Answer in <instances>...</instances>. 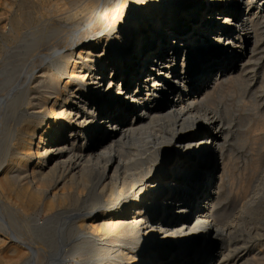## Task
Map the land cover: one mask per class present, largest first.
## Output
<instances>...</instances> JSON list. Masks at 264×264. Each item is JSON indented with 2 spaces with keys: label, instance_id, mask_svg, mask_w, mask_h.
<instances>
[{
  "label": "bare ground",
  "instance_id": "obj_1",
  "mask_svg": "<svg viewBox=\"0 0 264 264\" xmlns=\"http://www.w3.org/2000/svg\"><path fill=\"white\" fill-rule=\"evenodd\" d=\"M207 1L230 7L215 41L242 54L227 74L218 62L195 73L218 54L195 43L208 28L206 17L193 18L202 0L147 1L128 25L125 0H34L19 44L32 48V70L12 89L25 88L23 98L8 90L0 100V264H223L230 256L227 125L212 105L227 82L240 90L237 72L264 48V0ZM24 17H13L15 30ZM207 76L217 78L205 90Z\"/></svg>",
  "mask_w": 264,
  "mask_h": 264
},
{
  "label": "rangeland",
  "instance_id": "obj_2",
  "mask_svg": "<svg viewBox=\"0 0 264 264\" xmlns=\"http://www.w3.org/2000/svg\"><path fill=\"white\" fill-rule=\"evenodd\" d=\"M6 0H0V83L2 84L3 82V85L0 86V100L2 101V98L1 96H5L7 93H8V90L9 92L14 89L15 85L16 84L15 82L21 77L23 76H27L28 73L30 74L31 72V68H30V65L32 64H29V61L31 60L30 58H32V48L30 47H25L26 49L24 50V48H22L21 45H24L23 40H24V36L22 35V31H26V28L27 27H31L33 24L34 21L32 20L33 19V16L31 18V15L29 17V13H32L33 14V10H35V4L34 3V0H7L6 2H4ZM20 1V2H19ZM31 1V2H30ZM46 1V0H44ZM126 2L124 3V9H122L123 11V25L126 24L129 16L131 14H133L134 12L137 11V9L139 8H142L145 6L146 2L147 1H150V0H125ZM19 3V4H18ZM24 3V4H23ZM25 3H27L25 5ZM11 7H10V5ZM5 5V6H4ZM14 5V7H13ZM21 5V6H20ZM34 6V7H33ZM33 7V9H32ZM255 7V6H254ZM9 9H11V12L9 11ZM19 9V10H18ZM24 9V11H23ZM30 9V10H28ZM258 9V8H257ZM257 9H255L256 11H254L255 13H258ZM4 12H3V11ZM24 13H22V11ZM7 11V12H6ZM28 11V13H27ZM31 11V12H30ZM140 11V10H139ZM3 12V13H2ZM14 14H13V13ZM9 13V15L7 14ZM138 13V12H137ZM262 13V12H261ZM3 14V15H2ZM6 14L8 16H6ZM12 14V15H11ZM24 14V15H23ZM259 14V13H258ZM24 17L26 20H27V24L24 23L25 21H23V23L21 24V26L19 27V29H14L12 26L14 25V18L17 17V16H21ZM261 15H264L263 13L260 14ZM10 16H12L10 18ZM126 16V17H125ZM1 17H4V19H1ZM14 17V18H13ZM31 19V20H30ZM193 19V18H192ZM202 19V18H201ZM200 19V20H201ZM2 20V21H1ZM29 20V22H28ZM4 21V22H3ZM7 21V22H6ZM198 20H196L197 22ZM11 22V23H10ZM72 23L76 22V21H72ZM85 22V20H82L80 23H83ZM6 25H4V24ZM77 23V22H76ZM30 24V25H29ZM198 24H200L198 22ZM5 27H4V26ZM23 25V26H22ZM76 24H73L72 26H74ZM81 25V24H79ZM122 25V24H121ZM120 25V26H121ZM128 25V23L126 24ZM3 26V27H2ZM8 26V27H7ZM25 26V28H24ZM8 29H7V28ZM71 27V25H70ZM187 26L183 27L182 30L180 32H183L185 29H186ZM5 28V30H4ZM4 30V32L2 31ZM14 30V31H13ZM18 30V31H17ZM21 31V32H20ZM9 32V34H7ZM11 32V33H10ZM5 36H3L4 34ZM13 33V34H12ZM16 33V34H15ZM19 34V35H18ZM69 38L72 37V33H71V29H70V34H69ZM72 35V36H71ZM8 36V37H7ZM18 36V37H17ZM20 36V37H19ZM22 36V37H21ZM6 37V38H5ZM13 37V38H12ZM17 37V38H16ZM3 38V39H2ZM16 40H15V39ZM21 40H19V39ZM22 38V39H21ZM68 38V39H69ZM2 39V40H1ZM8 39V40H7ZM6 40V41H5ZM8 42L7 44L5 42ZM17 41V42H16ZM4 42V43H3ZM20 42V43H19ZM18 43V44H17ZM15 44V46L13 45ZM21 44V45H19ZM3 45V46H2ZM13 45V47H11ZM19 45V47H18ZM5 46V47H4ZM8 46V47H7ZM12 48H10V47ZM17 46V47H16ZM21 46V47H20ZM4 49H3V48ZM264 47V46H262ZM18 49L19 51H15V49ZM22 48V49H21ZM29 48V49H28ZM9 49H11L9 51ZM30 50V51H29ZM11 52L13 51V57H12V54H10V57L8 56L9 53L7 54L6 52ZM22 52V57H21V52ZM264 48H262L261 52L258 53V54H255L256 56L254 58H251V60H248L245 64V66L247 67H244V69L242 71H239L237 72L238 74H241L239 77H244V82L241 81V83L238 81V83H240V87L238 91H235L237 90V87L239 86V84L237 85L236 87V82H233L230 81L232 84H225V87H226V90L223 89V95L225 97H220L219 94H218V98H216V101L214 102V104L212 105V107H214V105H216V107H214L216 109V112L218 113V115L220 114V117L222 118L223 120V124L224 126L227 125V127L225 126V130H226V134H227V140H226V145H224V154H225V159H226V163H229L228 162V159H230V163L227 164L229 166H227V177L229 175L230 179L227 178V187H226V194L225 196L227 197H224V200H223V204H222V210L223 208L225 209L224 212L226 213L227 212V217L229 215H231L230 217H228V219L225 221L226 225L230 228V230L232 231V241H231V249H230V256H228L224 263L223 264H263L264 263V214H262V210H263V213H264ZM20 52V54L17 53ZM27 55L24 56V54ZM28 53V54H27ZM262 53V54H261ZM7 54V55H6ZM17 54V55H15ZM20 55V56H19ZM31 55V56H29ZM262 55V56H261ZM3 56V57H2ZM6 58H5V57ZM24 56V57H23ZM28 56L30 57L28 59ZM16 59H15V58ZM18 57V58H17ZM21 58H25L24 59V62H23V59H20ZM249 57H251V54L249 55ZM256 58V59H255ZM9 60V62L7 60ZM12 59V60H11ZM14 59V60H13ZM250 59V58H249ZM4 60V62H3ZM6 60V61H5ZM17 60V61H16ZM20 60V61H19ZM26 60V61H25ZM260 60V61H259ZM11 61V62H10ZM15 63H13V62ZM257 61V62H256ZM28 62V63H26ZM5 63L7 64L6 66H3V64L5 65ZM8 63L10 64L8 66ZM17 63V64H16ZM28 64V65H26ZM253 64V65H252ZM18 65V66H17ZM17 66L16 70H13V68L15 69V67ZM24 66V67H22ZM25 66L27 68H25ZM7 67V68H6ZM9 67V68H8ZM20 67V68H19ZM25 69L24 71L22 69ZM30 68V69H29ZM18 69V70H17ZM7 70V71H6ZM248 70V71H247ZM3 71V72H2ZM16 71V72H14ZM22 71V73H21ZM26 72V73H25ZM244 72V73H243ZM11 73V74H10ZM16 73V74H14ZM4 74V75H3ZM25 74V75H24ZM248 74V75H247ZM7 75V77H6ZM18 75V76H17ZM246 75V77H245ZM5 76V77H4ZM10 77V79L8 78ZM14 77H16V79H14ZM7 78V79H6ZM12 78V79H11ZM5 79V80H4ZM9 80H11V83L8 84V82H10ZM14 80V81H12ZM243 82V83H242ZM7 83V84H6ZM6 84V85H5ZM244 84V85H243ZM14 85V86H13ZM232 85V86H231ZM228 86H231L228 87ZM3 87V88H2ZM11 87V88H10ZM224 87V88H225ZM234 87V88H233ZM234 89L233 92L230 91V89ZM229 89V91H228ZM22 91H18V90H12L14 91V94L13 96L15 97V99H17L16 101L18 102V99L19 98H23V93H24V90L25 88H22L21 89ZM227 92H225V91ZM16 91H17V94H16ZM6 93L3 95V93ZM18 94L20 96H18ZM227 94H233L232 96L230 95L229 97L227 96ZM227 97V98H226ZM239 98V99H237ZM219 99V100H218ZM226 99V100H225ZM229 100V101H228ZM232 100V101H230ZM240 100V101H239ZM238 102V103H237ZM240 102V103H239ZM1 103V102H0ZM234 104V105H233ZM229 105V106H228ZM233 105V106H232ZM242 105V106H241ZM224 106V107H223ZM229 109V110H226V108ZM231 107V108H229ZM218 108V109H217ZM220 108V109H219ZM233 108V109H232ZM253 108V109H252ZM220 110V111H219ZM230 111V112H229ZM234 111V112H233ZM230 114H229V113ZM255 112V113H253ZM228 113V115H227ZM249 114V116H248ZM255 114V115H254ZM232 117V118H231ZM228 120H227V119ZM242 118V120H241ZM231 119V120H229ZM227 121V122H225ZM232 121V122H231ZM228 123V124H227ZM245 123V124H244ZM248 124V125H247ZM229 125V126H228ZM247 125V126H246ZM259 125V126H258ZM231 127V128H229ZM241 127V128H239ZM253 127V128H252ZM262 128V129H261ZM245 129V131H243ZM229 131V132H228ZM261 131V132H260ZM240 134V135H239ZM253 135V136H252ZM245 136V137H244ZM241 137V138H240ZM254 137V138H253ZM246 139L249 140V141H245L243 139ZM258 138V139H257ZM239 139V140H238ZM229 140H232V141H229ZM236 140V141H235ZM239 141V143L237 142ZM245 145L243 147L242 143ZM257 142V143H256ZM232 143V144H231ZM238 143V144H237ZM240 145V147H239ZM231 146V147H230ZM252 146V147H251ZM261 146V147H260ZM243 147V148H241ZM232 150L230 151L229 150ZM233 148V149H231ZM256 148V149H255ZM260 149V150H259ZM259 150V151H258ZM252 151V152H251ZM256 151V152H255ZM232 152V153H231ZM232 155L230 156L229 158V155ZM253 155V156H252ZM255 155V156H254ZM263 155V156H262ZM227 156V157H226ZM234 156V157H233ZM262 156V157H261ZM234 158V159H233ZM243 158V159H242ZM247 158V159H246ZM247 161H246V160ZM250 159V160H249ZM253 161H254V165H253ZM233 162V164H232ZM235 162V163H234ZM241 163V164H240ZM251 163V164H249ZM262 163V164H261ZM231 164L232 166L235 167V164L237 165L235 168L234 167H231ZM258 165V166H255ZM248 165V166H246ZM251 165V167H249ZM231 167V169H229ZM262 167V168H261ZM251 168V169H250ZM256 168V169H255ZM229 169V170H228ZM247 173H246V171ZM248 169V170H247ZM232 170V171H230ZM240 170V171H239ZM243 170V171H242ZM251 170V171H249ZM239 171V172H238ZM255 171V173H254ZM259 171V172H258ZM234 173L232 175V173ZM239 174H238V173ZM251 172V174H250ZM230 173V174H229ZM246 173V174H245ZM250 175H249V174ZM254 173V174H253ZM263 173V174H262ZM237 174V175H236ZM257 175V177H256ZM233 176V177H231ZM245 177V178H244ZM234 178V179H233ZM236 178V180H235ZM229 179V181H228ZM251 179V180H250ZM254 179V180H253ZM259 179V180H258ZM247 182H246V181ZM232 181V182H231ZM240 181V182H239ZM251 181V182H250ZM253 181H255V183L253 184V189H252V183ZM229 182V183H228ZM238 182V183H237ZM246 182V186L248 184V187L251 188V192L250 190H248L250 194H248L249 192H247L246 194L242 193L243 191H240V190H244L243 187L245 188V183ZM231 183H233V185L231 186ZM229 184V185H228ZM251 184V186H250ZM231 186L232 189H230L229 187ZM236 186V187H235ZM241 186H243L241 188ZM255 186V187H254ZM229 189V190H228ZM230 190H232L231 193ZM236 192V193H235ZM243 195V196H240L239 194ZM254 192V193H253ZM235 193V194H234ZM249 195L248 196H245L244 195ZM260 194V195H259ZM238 195V196H237ZM255 195V196H254ZM237 196V197H236ZM240 196V198H239ZM260 196V197H259ZM229 197V198H228ZM235 197V198H233ZM255 197V198H254ZM257 197V199H256ZM227 198V199H226ZM231 198V199H230ZM239 198V199H238ZM263 198V200H262ZM242 199V200H241ZM245 199V200H243ZM247 199V200H246ZM251 199V200H250ZM236 200V202H235ZM240 200V202L238 201ZM253 200H255L253 202ZM244 201V202H243ZM246 201V202H245ZM250 201H252L250 203ZM242 202V203H241ZM234 203V204H233ZM236 203H240V204H236ZM249 203V204H248ZM256 203V204H255ZM230 204V205H229ZM256 206H255V205ZM261 204V205H260ZM224 205V206H223ZM228 205V206H227ZM234 205V206H232ZM235 205H236V208L237 210H235ZM247 205V206H246ZM263 206V208L261 209ZM255 206V207H254ZM254 207V208H253ZM231 208V209H230ZM235 210H233V209ZM257 208V209H256ZM260 208V211L259 209ZM229 212H228V210ZM254 209V210H253ZM233 210V211H232ZM257 212H256V211ZM251 211V212H250ZM234 213V215H233ZM256 213V214H254ZM257 213L259 215H257ZM236 214V215H235ZM253 214V216H251ZM262 215V216H261ZM233 216V220H232V217ZM40 217H44V216H40ZM252 219L250 221V219ZM255 218V219H254ZM232 221H231V220ZM238 219V220H237ZM253 219L255 221H253ZM247 220V221H246ZM239 221V222H238ZM242 222V223H241ZM248 222V223H246ZM244 223V224H243ZM240 224V225H239ZM237 225V226H236ZM242 225L241 229H240V226ZM240 230V231H239ZM250 231V232H249ZM248 233V234H247ZM254 233V234H253ZM238 234V235H237ZM236 236V237H235ZM240 236L242 237V239H240ZM246 238H245V237ZM250 238H249V237ZM235 238V239H234ZM248 238V239H247ZM247 239V241H246ZM234 240V241H233ZM245 241V242H244ZM235 242V243H234ZM256 242V243H255ZM244 243V245H243ZM235 244V245H234ZM241 244V245H240ZM238 246H241V247H238ZM235 247V248H234ZM238 247V248H237ZM242 248V249H240ZM234 255V256H233ZM246 255V256H244ZM239 256V257H238ZM251 256V257H250ZM253 256V257H252ZM237 257V258H236ZM242 257V258H241ZM244 257V258H243ZM258 259V260H257ZM262 259V260H261ZM228 260V261H227ZM243 260V261H242ZM235 261V262H233ZM242 261V262H240ZM260 261V262H259ZM252 262V263H251ZM255 262V263H254ZM257 262V263H256ZM60 264H64V263H60Z\"/></svg>",
  "mask_w": 264,
  "mask_h": 264
},
{
  "label": "built area",
  "instance_id": "obj_3",
  "mask_svg": "<svg viewBox=\"0 0 264 264\" xmlns=\"http://www.w3.org/2000/svg\"><path fill=\"white\" fill-rule=\"evenodd\" d=\"M240 6L239 5H233V2L231 3V9H236V11L238 10ZM227 9H230L229 5H227L226 2L223 3H216V2H212V1H207V0H202V5L196 10V11H192L193 15H194V20H198L199 19H203L206 17L207 19L204 21V24H207L208 28L207 31L204 32V34L202 35H197V39L195 41L196 44L201 45V43L207 44V46H209L207 48V51L209 52L210 49H215L218 51V54L216 55V59H213V54H210V58H208L207 62L205 65L203 62L198 65V67H196V74L199 73H207L210 68L211 65H213V68H216L215 63L218 62L220 68H222L223 70V74H227V72H233L235 70V63H240L241 62V54L242 51L238 50L235 48L234 44L229 43L228 39H224L222 40V42L217 43V41H215V28L219 25H224L223 21L224 19L222 18L223 16L220 15L221 12H225ZM209 13V14H207ZM225 15V14H223ZM209 29V31H208ZM184 38L187 40L193 38V31H190V26L185 29L183 32H180ZM197 33H202L200 30L197 31ZM250 36H245L244 42H248V44H250ZM217 45H221V47H218ZM194 49H196V47L194 46ZM235 49V51H234ZM197 50V49H196ZM239 54V55H237ZM198 55V53H197ZM195 58V57H194ZM234 62V64H232ZM221 74V73H220ZM199 76V75H198ZM208 79L206 80V82H204L203 85V89L208 90L209 88H211L214 79H211L210 76H207ZM212 153L209 152V154ZM208 154V156H206V158H210V155ZM218 158V156L216 155V153L214 154V160L216 161ZM193 219V218H192Z\"/></svg>",
  "mask_w": 264,
  "mask_h": 264
}]
</instances>
